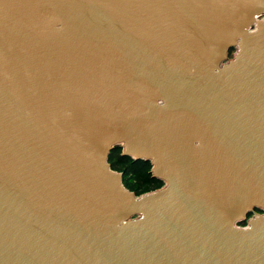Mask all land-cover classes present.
Wrapping results in <instances>:
<instances>
[{
	"label": "water",
	"instance_id": "water-1",
	"mask_svg": "<svg viewBox=\"0 0 264 264\" xmlns=\"http://www.w3.org/2000/svg\"><path fill=\"white\" fill-rule=\"evenodd\" d=\"M0 264H264V0H0Z\"/></svg>",
	"mask_w": 264,
	"mask_h": 264
},
{
	"label": "trees",
	"instance_id": "trees-1",
	"mask_svg": "<svg viewBox=\"0 0 264 264\" xmlns=\"http://www.w3.org/2000/svg\"><path fill=\"white\" fill-rule=\"evenodd\" d=\"M231 50L229 49L228 55ZM119 152V146L113 147L108 153L107 162L110 169L122 172L121 183L127 190L138 195L161 186L162 182L151 176L149 161L132 159L129 156L120 155Z\"/></svg>",
	"mask_w": 264,
	"mask_h": 264
}]
</instances>
